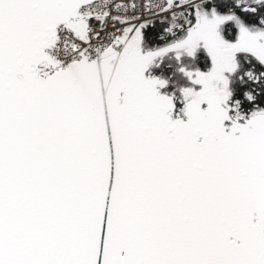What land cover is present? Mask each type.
I'll return each instance as SVG.
<instances>
[{"label":"snow or ice","instance_id":"obj_1","mask_svg":"<svg viewBox=\"0 0 264 264\" xmlns=\"http://www.w3.org/2000/svg\"><path fill=\"white\" fill-rule=\"evenodd\" d=\"M0 264H264V0H0Z\"/></svg>","mask_w":264,"mask_h":264}]
</instances>
